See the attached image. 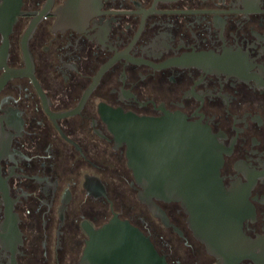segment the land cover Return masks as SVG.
I'll return each instance as SVG.
<instances>
[{
    "label": "flooded vegetation",
    "instance_id": "flooded-vegetation-1",
    "mask_svg": "<svg viewBox=\"0 0 264 264\" xmlns=\"http://www.w3.org/2000/svg\"><path fill=\"white\" fill-rule=\"evenodd\" d=\"M65 1L0 0V264H80L82 223L113 211L167 264H264V0H100L72 24ZM110 109L212 134L229 244L208 248L179 201L157 200L168 226L116 208L109 177L138 186Z\"/></svg>",
    "mask_w": 264,
    "mask_h": 264
},
{
    "label": "water",
    "instance_id": "water-1",
    "mask_svg": "<svg viewBox=\"0 0 264 264\" xmlns=\"http://www.w3.org/2000/svg\"><path fill=\"white\" fill-rule=\"evenodd\" d=\"M100 2L66 0L59 20L72 24L86 19ZM102 116L117 143L126 144L127 166L138 186L136 197L152 215L170 225L157 200L179 201L194 235L208 248L228 242L230 227L219 176L223 158L212 134L183 114L168 111L151 117L110 109ZM96 180L103 189L100 179ZM84 185L88 192L95 186L91 181ZM82 228L86 239L80 264H167L150 237L116 211L100 226L85 220Z\"/></svg>",
    "mask_w": 264,
    "mask_h": 264
},
{
    "label": "rangeland",
    "instance_id": "rangeland-1",
    "mask_svg": "<svg viewBox=\"0 0 264 264\" xmlns=\"http://www.w3.org/2000/svg\"><path fill=\"white\" fill-rule=\"evenodd\" d=\"M110 182L113 185V196L116 198V208L119 209L124 215H130L137 218V215L142 211H145V207L141 205V202L137 199L135 191L131 190L129 186L124 182V178H110ZM110 215V214H109ZM108 215V216H109ZM167 234V230L164 231ZM80 251L75 253V257L79 258Z\"/></svg>",
    "mask_w": 264,
    "mask_h": 264
}]
</instances>
